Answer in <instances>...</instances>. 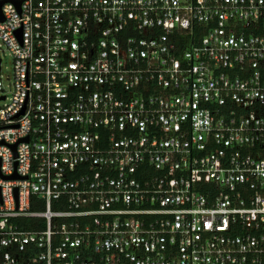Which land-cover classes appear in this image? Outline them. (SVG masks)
Returning a JSON list of instances; mask_svg holds the SVG:
<instances>
[{
  "label": "built area",
  "instance_id": "obj_1",
  "mask_svg": "<svg viewBox=\"0 0 264 264\" xmlns=\"http://www.w3.org/2000/svg\"><path fill=\"white\" fill-rule=\"evenodd\" d=\"M0 39V264H264V0L7 1Z\"/></svg>",
  "mask_w": 264,
  "mask_h": 264
},
{
  "label": "rangeland",
  "instance_id": "obj_2",
  "mask_svg": "<svg viewBox=\"0 0 264 264\" xmlns=\"http://www.w3.org/2000/svg\"><path fill=\"white\" fill-rule=\"evenodd\" d=\"M0 56H1V74L3 76L4 85L6 87L5 92L0 93V96L7 95L10 96L9 88L7 87L8 84L13 83V76H14V62L12 57L9 55V51L7 50L6 46L4 45L3 41L0 39ZM6 103L5 100L0 101V107H2Z\"/></svg>",
  "mask_w": 264,
  "mask_h": 264
},
{
  "label": "water",
  "instance_id": "obj_3",
  "mask_svg": "<svg viewBox=\"0 0 264 264\" xmlns=\"http://www.w3.org/2000/svg\"><path fill=\"white\" fill-rule=\"evenodd\" d=\"M7 1H13L15 2L16 4H20L21 0H0V15H1V7L3 5V3L7 2ZM27 140V139H26Z\"/></svg>",
  "mask_w": 264,
  "mask_h": 264
}]
</instances>
